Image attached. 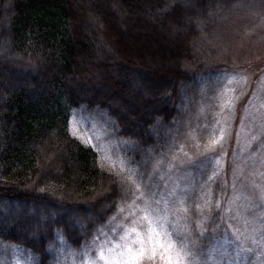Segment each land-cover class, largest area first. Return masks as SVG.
<instances>
[{"label": "trees", "instance_id": "trees-1", "mask_svg": "<svg viewBox=\"0 0 264 264\" xmlns=\"http://www.w3.org/2000/svg\"><path fill=\"white\" fill-rule=\"evenodd\" d=\"M234 2L0 0L1 241L47 264L56 231L73 248L92 237L115 212L123 186L91 146L70 134V110L103 111L118 134L135 144L134 153L160 152L161 137L149 128L179 114L194 82L182 62L193 57L197 22L218 5ZM156 32L180 46L171 58V78L150 86L144 58L151 54L142 56L124 43L131 35L148 40ZM214 186L215 195L223 190L222 198L202 209L196 264H212L220 258L214 253L226 248L222 243L240 235L229 225L227 172ZM216 218L221 220L214 225ZM242 241L239 236L233 255ZM209 254L214 255L206 260Z\"/></svg>", "mask_w": 264, "mask_h": 264}, {"label": "rangeland", "instance_id": "rangeland-1", "mask_svg": "<svg viewBox=\"0 0 264 264\" xmlns=\"http://www.w3.org/2000/svg\"><path fill=\"white\" fill-rule=\"evenodd\" d=\"M210 11L197 22L192 59L182 62L194 82L179 114L170 123L159 118L149 128L161 137L160 152L134 153L135 144L118 134L117 125L103 111L70 110V134L91 146L99 163L118 176L123 197L79 248L56 231L47 264H112L109 249L122 250L117 246L138 239L148 248L150 234L165 249L154 260L147 258L149 249L142 264H167L169 257L179 264H196L202 226L198 221L205 205L222 198L223 190L219 187L215 195L213 187L226 172L229 225L240 235L230 244L222 243L226 248L214 253L220 258L212 264H264V0H236ZM131 36L124 43L128 49L151 54L144 58L150 75L146 84L163 85L174 72L171 58L180 42L159 32L148 40ZM220 220L216 218L214 225ZM239 236L242 245L233 255ZM132 247L135 254L140 245ZM0 264H38V258L0 240Z\"/></svg>", "mask_w": 264, "mask_h": 264}, {"label": "snow or ice", "instance_id": "snow-or-ice-1", "mask_svg": "<svg viewBox=\"0 0 264 264\" xmlns=\"http://www.w3.org/2000/svg\"><path fill=\"white\" fill-rule=\"evenodd\" d=\"M146 178V177H145ZM179 191V190H177ZM170 196L175 197L176 192H170ZM145 219H147V215L145 216ZM135 231V229H133ZM152 232V229H149V233ZM139 236V234H137ZM157 237L160 235L159 233L155 234ZM132 244H139L140 247L138 251L134 254ZM132 244H126V245H118L117 249H121L117 251L116 249H109L110 253H112V264H142L143 259L146 257L148 250L150 249L151 255L147 256L148 259H155L157 252L159 250L165 249V244L160 242L159 240H156L153 242V237L150 234L148 236V248H145L144 240L138 239L137 241H133ZM168 248H171L172 246L169 244L167 246ZM101 261L104 260L103 255L100 257ZM167 264H179V261H173L171 257H169Z\"/></svg>", "mask_w": 264, "mask_h": 264}, {"label": "bare ground", "instance_id": "bare-ground-1", "mask_svg": "<svg viewBox=\"0 0 264 264\" xmlns=\"http://www.w3.org/2000/svg\"><path fill=\"white\" fill-rule=\"evenodd\" d=\"M153 53V52H152Z\"/></svg>", "mask_w": 264, "mask_h": 264}]
</instances>
